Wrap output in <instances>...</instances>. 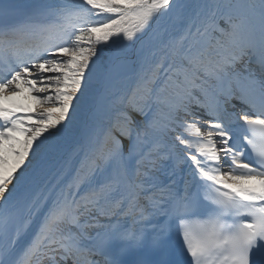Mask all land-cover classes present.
<instances>
[{
	"label": "snow or ice",
	"instance_id": "1",
	"mask_svg": "<svg viewBox=\"0 0 264 264\" xmlns=\"http://www.w3.org/2000/svg\"><path fill=\"white\" fill-rule=\"evenodd\" d=\"M0 264H264V0H0Z\"/></svg>",
	"mask_w": 264,
	"mask_h": 264
},
{
	"label": "bare ground",
	"instance_id": "2",
	"mask_svg": "<svg viewBox=\"0 0 264 264\" xmlns=\"http://www.w3.org/2000/svg\"><path fill=\"white\" fill-rule=\"evenodd\" d=\"M7 3H14V4H31L34 2V0H10V1H6ZM4 1V3H6ZM74 148V144L70 141L69 144L67 145V154H71V152L73 151ZM74 166L78 167V163L74 161Z\"/></svg>",
	"mask_w": 264,
	"mask_h": 264
}]
</instances>
